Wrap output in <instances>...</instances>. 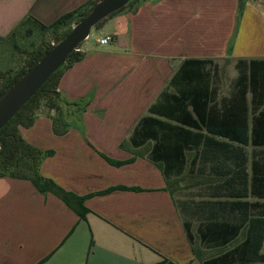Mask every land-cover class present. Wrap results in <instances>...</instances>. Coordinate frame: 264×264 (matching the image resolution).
<instances>
[{
    "label": "crops",
    "instance_id": "crops-1",
    "mask_svg": "<svg viewBox=\"0 0 264 264\" xmlns=\"http://www.w3.org/2000/svg\"><path fill=\"white\" fill-rule=\"evenodd\" d=\"M86 1L0 0V38L27 16L49 25ZM262 14L246 2L237 25V0H135L104 18L79 44L80 60L59 77L60 111L41 104L31 125L19 127L26 142L50 152L40 161L39 174L76 195L91 193L83 200L88 211L79 219L29 180L0 175V264H152L161 259L203 264L209 258L230 264L231 255H242L245 246L238 254L235 249L244 239L247 218L232 211L218 219L228 228L239 227L228 241L200 239L204 216L216 212L208 208H217L200 201L221 198L170 194L162 172L147 157L152 141L135 147L129 137L142 116L164 119L148 107L162 91L173 92L168 81L183 60L228 59L235 65L239 59H264V44L258 39L251 44L252 20L264 38ZM104 35L110 36L107 43L95 41ZM57 117L58 133L53 129ZM104 157L123 162L114 165ZM113 186L126 189L96 193ZM240 200L248 203L247 217L264 212L263 197L249 192ZM190 236L202 251L199 258L191 251Z\"/></svg>",
    "mask_w": 264,
    "mask_h": 264
},
{
    "label": "trees",
    "instance_id": "trees-1",
    "mask_svg": "<svg viewBox=\"0 0 264 264\" xmlns=\"http://www.w3.org/2000/svg\"><path fill=\"white\" fill-rule=\"evenodd\" d=\"M96 1L87 0L82 7L60 15L49 25H43L27 16L8 35L1 37L0 40L10 38L17 29L23 26L26 28L29 24L36 26L43 33L53 35L51 40H43L21 55L20 66L2 78L0 94L51 47V41L54 42L64 36L70 24L84 16ZM134 1L130 0L121 9L130 6ZM246 2L256 4L264 11V3L258 0H237V19ZM82 54L79 51L70 52L63 67L52 73L0 128V175L7 174L29 180L38 192L43 194L49 192L58 197L79 219H83L88 211L83 205V200L91 193L76 195L62 189L51 179L41 176L38 172L40 161L44 154L50 152H42L26 142L19 133V127L31 125L34 112L41 104L60 111L63 100L56 89L59 77L63 69L80 60ZM210 63L208 59L183 60L168 81L173 92L162 91L159 98L148 107L150 114L162 116L164 119L152 115L142 116L134 126L129 140L135 147L144 145L148 140L152 141L147 149V157L162 172L170 194L180 186V181L186 174L193 176L200 172L203 175V183H207V186L211 182L219 181L213 187H209L216 190L215 194L212 192V197L224 196L234 199L200 201L204 205L217 208H208V212L210 209L216 212L209 213L208 217L204 216L207 222L202 228H198V236L202 240L216 237L228 241L233 238L239 233V227L228 228L217 221L220 217L237 211L241 219L247 218L248 226L240 247L235 249L238 254L239 249L245 246L242 255H231L230 264L264 262V212L247 217L248 203L240 200L249 192L264 198V157L251 160V176L247 190L245 171L247 157L241 147L246 144L254 146L264 144V59L237 60L234 65L237 68V75L231 89L228 95L220 96L218 99L209 70ZM58 118L53 120V129L57 133L60 132L57 131L60 123ZM138 154H141L140 151ZM104 158L114 165L123 162ZM205 168L210 174L205 173ZM116 188L126 189L124 186H113L96 193ZM187 237L189 238L188 234ZM191 240L193 238L190 236L191 251L199 258L202 251ZM260 247L263 249L259 253ZM220 259L221 257L216 258V262ZM214 261L215 259L209 258L203 261V264H214ZM152 264L172 263L161 259ZM220 264H229V261Z\"/></svg>",
    "mask_w": 264,
    "mask_h": 264
},
{
    "label": "water",
    "instance_id": "water-1",
    "mask_svg": "<svg viewBox=\"0 0 264 264\" xmlns=\"http://www.w3.org/2000/svg\"><path fill=\"white\" fill-rule=\"evenodd\" d=\"M129 1L97 0L84 16L70 24L64 36L54 42L51 41V47L0 94V128L14 116L52 73L63 67L70 52L83 53L79 44L91 35L98 22L121 9Z\"/></svg>",
    "mask_w": 264,
    "mask_h": 264
},
{
    "label": "rangeland",
    "instance_id": "rangeland-1",
    "mask_svg": "<svg viewBox=\"0 0 264 264\" xmlns=\"http://www.w3.org/2000/svg\"><path fill=\"white\" fill-rule=\"evenodd\" d=\"M261 13V12H260ZM242 14V10L240 12ZM264 19V15L262 14ZM240 15L237 19V25L239 24ZM251 23V22H250ZM252 23L255 27V33L251 38V44L255 45V39H258V42H262L264 44V38L261 34V28H259L256 21L252 20ZM27 29L28 32H27ZM52 36L50 33H43L36 26L28 25L26 28L20 27L16 30V32L10 38H6L4 40H0V84L4 75H8L12 73L16 68H18L21 64L22 54H25L27 50H30L33 46L38 44L43 40H51ZM209 70L212 75L213 85L216 89V98L228 95L229 90L231 89V84L237 75V68H235L232 61L228 59H220L214 62L211 61L209 64ZM2 74V76H1ZM247 99H249V95H247ZM264 105V103H263ZM63 103H61V107ZM246 157V165L245 171H249V160L250 158L264 157V146L259 148H254L251 146H241ZM195 169V167H194ZM209 171L205 168V173L208 174ZM210 174V173H209ZM203 175L200 172H197L193 176L185 175L184 178L180 181V186L177 187L174 191V194L186 196L187 198L194 199H205V198H221L220 197H212L211 193L216 191L215 189H208L205 187H213V185L217 182H211L208 186L207 183L203 184ZM208 176V175H205ZM197 181V182H195ZM188 185L182 186V185Z\"/></svg>",
    "mask_w": 264,
    "mask_h": 264
},
{
    "label": "built area",
    "instance_id": "built-area-1",
    "mask_svg": "<svg viewBox=\"0 0 264 264\" xmlns=\"http://www.w3.org/2000/svg\"><path fill=\"white\" fill-rule=\"evenodd\" d=\"M110 40V36L109 35H104V36H101V37H97L95 39V41L99 44H104V43H107V41Z\"/></svg>",
    "mask_w": 264,
    "mask_h": 264
}]
</instances>
